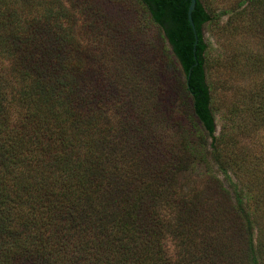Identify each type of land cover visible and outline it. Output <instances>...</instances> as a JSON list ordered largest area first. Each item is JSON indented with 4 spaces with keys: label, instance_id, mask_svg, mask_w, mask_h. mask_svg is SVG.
I'll return each instance as SVG.
<instances>
[{
    "label": "trees",
    "instance_id": "1",
    "mask_svg": "<svg viewBox=\"0 0 264 264\" xmlns=\"http://www.w3.org/2000/svg\"><path fill=\"white\" fill-rule=\"evenodd\" d=\"M187 5L0 0V264H264V155L215 131L203 30L223 11L195 0L192 51ZM238 6L264 46V0ZM249 59L231 128H264Z\"/></svg>",
    "mask_w": 264,
    "mask_h": 264
},
{
    "label": "rangeland",
    "instance_id": "2",
    "mask_svg": "<svg viewBox=\"0 0 264 264\" xmlns=\"http://www.w3.org/2000/svg\"><path fill=\"white\" fill-rule=\"evenodd\" d=\"M204 1L211 10L223 11L218 20H213L203 30L204 40L210 45V81L212 85L210 94L213 99L215 131L217 132L220 127L229 133L232 131L235 134V140L243 146L246 154L260 153L264 155V128L255 129L254 125H250V119L243 111L240 113L242 116L234 118L233 123L237 125V128H231L227 114L233 106L243 105L245 107L244 92L258 76L257 71L250 63L249 56L262 52L264 46L256 37L258 34H251L252 30L249 24L246 25L244 21L235 18L233 11V17L228 14L231 9L240 8L238 3L241 0ZM80 17L82 16L80 15ZM80 17L79 28L83 33L82 39L86 40L90 37L92 29L85 23L84 18L82 20ZM176 118L177 120L170 122L172 126H176L177 121L179 123L180 120L184 121L182 117ZM248 157L249 155H246V158ZM261 168H263L262 164ZM250 177L253 178V176ZM248 183L250 182L248 181ZM192 184L190 179L184 180L185 189L190 188Z\"/></svg>",
    "mask_w": 264,
    "mask_h": 264
},
{
    "label": "water",
    "instance_id": "3",
    "mask_svg": "<svg viewBox=\"0 0 264 264\" xmlns=\"http://www.w3.org/2000/svg\"><path fill=\"white\" fill-rule=\"evenodd\" d=\"M194 2L195 0H188V5H187V9H186V18H187V21L192 29V33H193V45H192V51L194 50V45H195V42H196V33H195V30H194V25H193V22H192V19H191V10L193 9L194 7ZM196 62H194L192 65H195Z\"/></svg>",
    "mask_w": 264,
    "mask_h": 264
}]
</instances>
